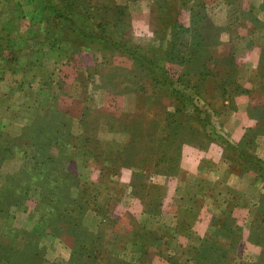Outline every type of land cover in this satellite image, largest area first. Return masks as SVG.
Returning <instances> with one entry per match:
<instances>
[{
  "label": "rangeland",
  "instance_id": "374dc122",
  "mask_svg": "<svg viewBox=\"0 0 264 264\" xmlns=\"http://www.w3.org/2000/svg\"><path fill=\"white\" fill-rule=\"evenodd\" d=\"M99 1L96 0L97 3ZM115 1L122 8L126 7L128 15L122 16L119 29L123 27L126 31L124 39L129 45L164 50L168 42L184 38L188 42L183 43L187 51L195 50L193 61L196 56V63L185 64L184 58L179 59L183 56L180 52L174 53L175 60L166 63L167 74L174 80L186 78L185 74H193L188 72L191 67L198 68L194 74L200 70V75L192 78L198 79V88L183 91L190 96V99L186 98L188 107L193 104L203 108L204 103L210 101L215 109L211 116L213 129L199 124V145L193 141L194 137L188 138L185 134L180 135L181 142L178 137L174 143L179 146V160L176 171L170 176H181L183 180L192 182L183 185L182 191L185 192L181 193L191 200L189 196L195 195L197 187L207 185L213 188L216 184L213 181L203 182L196 177L197 172L194 174L187 169L182 174L180 158L185 151L233 154L226 139L237 150L236 145L241 148V142L248 136L253 138L251 141L255 145L244 147L264 161L256 154L257 138L264 134L261 129L264 116H258L264 112V105H260L263 98L258 97L254 108L248 111L249 117L257 120V126H246L240 142H233L227 128H224L225 123L232 124L238 99L249 91L244 85L245 76H250L249 69L264 73V47H250L251 32H245L248 22L259 26L257 9L247 7L248 0ZM16 3L17 0H0V28L4 24L12 25V18L21 19L17 18L20 13ZM201 11L206 16L205 25H214L219 30L213 31L215 38L209 40L206 32L209 34L210 30L204 29V39L195 47L192 43L196 37L191 32L180 30L190 28L194 12ZM111 20L113 22L114 18L111 17ZM20 24L21 32L28 41L12 35L1 47L3 42L0 39V226L6 224L12 227L11 233L0 229V246L11 245L14 259L19 261L31 257L34 248L40 249L37 260L32 257V264L186 263L187 260L182 259L184 255L180 254L166 256L161 253L154 257L145 254L153 245H158L153 239V226H159L158 221L163 220L156 218L159 214L149 213V209L158 211L163 208L164 201L160 196L165 192L157 188L155 192L158 195H147V178L153 173L142 170L146 166L136 163L143 155L161 157L162 153L168 152L165 151L166 145L158 147L160 142L155 140L156 132L165 125V110L172 113L179 108L171 89H180V85H173L168 90L159 89V85L149 84L144 77L141 80L145 91L128 92L126 88L141 82L135 74L146 76L132 59L116 51L103 50L97 44L82 46L74 53L70 50L54 51L40 40V32H24L28 26L27 19H22ZM173 29L180 32L177 33V40ZM62 34L68 36L65 32ZM246 39L250 41L246 42ZM221 81L227 85L224 106H219L220 90L217 88V92H213ZM195 91L205 94L206 98L202 97L206 101L197 99ZM243 105L240 104L241 109ZM189 125L191 129L194 127L193 123ZM58 128L62 132L58 136L59 141L51 143L52 132ZM181 130L179 134L183 133ZM184 131L189 132L187 127H184ZM202 131L211 138L217 137L216 141L205 138ZM130 134L135 142H127ZM184 137L190 140H183ZM120 152L124 159L126 157L124 161L128 165L124 161H116ZM224 160L230 161V167L236 165L237 172L253 171L256 174L253 185L259 184L264 189L263 165L251 161L238 165L237 159ZM200 162L202 164L203 160ZM195 163L196 159L193 158L190 167L196 166ZM155 175L163 174L156 172ZM49 177L59 186L50 182ZM48 190L52 196H61L58 202L51 204L56 208L49 204L45 206L43 194ZM259 194V207L255 215L264 216V190ZM205 196L209 198L202 195L204 199L201 201L206 202L208 207L213 205V193ZM245 196V192H242V197ZM72 200L73 213L64 214L61 211L63 203L71 204ZM188 208L185 210L188 211ZM220 208L221 205L215 208L217 212L210 210L213 215L206 221L198 218L199 222L204 221L198 226L199 230L203 231L204 227L209 233L217 230L213 220L222 215ZM131 211H141V214L136 218ZM60 212L64 217H55ZM183 216L175 226L182 224L187 229L188 217ZM237 226L242 239L244 229L239 224ZM255 234L259 238L254 241L263 247L259 264H264V227L259 226ZM167 242L164 249L180 250L177 240ZM197 242L193 240L192 246ZM212 244L213 238L206 236L200 250L209 248L210 251ZM243 260L236 251L231 254L232 264H241ZM192 263L196 264L194 260Z\"/></svg>",
  "mask_w": 264,
  "mask_h": 264
},
{
  "label": "trees",
  "instance_id": "16d2710c",
  "mask_svg": "<svg viewBox=\"0 0 264 264\" xmlns=\"http://www.w3.org/2000/svg\"><path fill=\"white\" fill-rule=\"evenodd\" d=\"M16 5H18L17 7L20 13L17 18L21 19L18 20L16 18H12V25L6 26L4 24L0 28V32L5 33V35L0 34V36H2L0 39H2L1 41L3 42L1 44V47L3 45L5 46V43L10 40L9 37L12 35L17 37L16 39H23L24 41H28L26 35H23L20 29V23L22 19H27L28 26L26 28L27 30H25L24 32H32L33 30L37 31L38 33L40 32V35L42 36L40 40L46 42L51 50H70L71 53H74L82 46H92L97 44L103 50L116 51L117 53L125 55L126 57L135 61L146 76H141L140 74L136 75L134 73L135 77L138 76V79L141 82L137 86H132L134 87V89H131V86L129 88H126V91L128 92H130L131 90L145 91V85L141 80V78L144 79V77L148 79L149 84L154 83L155 85H159V89L165 88L166 90H168L171 89L173 85H180V89H171V93L175 94V97L178 101L179 108L172 113H170L168 110H165V114H167V117L163 119L165 125L159 127L160 129L156 132L157 136L155 140L158 139V142H160L158 147L162 148L166 145L165 151L168 152L162 153L161 157L143 155V157H141L136 162L141 166H146L142 170H146L153 174L159 172L165 176L172 175L176 171L179 160V146H175L174 144L177 141L178 137L179 142H181L180 135L185 134V137L188 136V138L192 136L195 138V140L193 141L197 142L199 145V132L201 126H209L211 127L210 129H213L211 116L214 115L215 109L210 101L207 102L205 100V94L199 91H195L197 99L203 100L204 102L206 101L203 108H197L196 106H193V104H191L192 107H188L186 98L190 99V96L184 94L187 88H198V79L192 78L200 75V70L197 72L198 74H194L198 68L191 67L188 72H193V74H185L186 78H178L177 80H174L170 79V76H168L167 74L168 70L166 68L167 61H172L175 58V52H180L183 55L180 56L179 59L184 58L185 64H190L192 62L196 63L197 61L196 56L194 57L193 61V55H196L195 50L187 51V48L183 43L188 42H186L184 38L178 39L177 33L183 31L191 32L196 37L194 42L192 43L195 47L200 45V43L203 41L204 34L206 32L204 29L210 30L209 34L206 32L209 40H213L215 38L213 31H217L219 29L214 25L213 27H208L205 25L204 21L206 19V16L202 11L201 13L194 12L190 28H181L180 32H177V30L173 29L175 39L178 40L176 42H168L169 44H166L164 50H159V48L143 49L140 46H131L125 41L124 38L126 36L124 34L126 33V31H124L123 27H121V29L123 30L119 28L121 26L120 21L121 18H123L122 16H127L128 14L126 12V7L122 8L121 5L117 4L115 0H100L98 3L96 2V0H28L27 2H24V0H17ZM111 17L114 18L113 22H111ZM35 23H37V25H35ZM176 23L177 21L174 22L175 28ZM115 27H117L118 29H115ZM62 32L67 33L68 36L63 35ZM9 47L11 46L9 45ZM187 52L189 54H187ZM226 87L227 85L224 83V81H221L219 82L218 87L213 89V92H217L218 89L220 90L219 95L221 98L219 99H221V102L219 106L222 104V106H224L223 102L227 97ZM122 92L125 91L122 90ZM202 96H204L205 98H203ZM203 112L206 113L201 115V113ZM193 113L195 114L193 115ZM258 113L259 112H257V114ZM168 116H171V118ZM258 116L263 117L264 112H260ZM262 120H264V118H262ZM182 121L185 122L184 125H182ZM189 123H193L194 127L192 129ZM199 124H201V126ZM62 125H64V123H62ZM159 125H161V123ZM184 127H187V130L189 132L184 131ZM261 127V129L264 130V126ZM179 129H182L181 131H183V133L179 134ZM204 131L206 132L205 128ZM52 133L54 134V136L50 139V142L52 143L54 141H59L58 136L62 133L61 129L58 128L55 132ZM203 134L207 139H212L213 141H216L217 139V137L211 138V135H207L204 132ZM132 137L133 135L130 134V138L127 142H135L136 140ZM185 137L182 139L186 141L190 140ZM252 139L253 138L245 136L243 141L241 142V148H238L240 145H236L237 150H234V144L226 139L227 146L230 149L229 151L233 154L224 153V157L228 158L229 160L237 159L238 165L244 164L245 161H251L252 163H257L264 166V161L256 158L253 153H251L247 150V148L244 147L245 145L246 147L253 145L254 142L251 141ZM34 152L36 153L35 150ZM121 153L122 152L119 153L120 155L117 154L116 161L126 160L125 156L127 155H124V159ZM124 163L128 165L126 161H124ZM233 167L234 169H236V165H233ZM48 180H50V182L54 184L55 182L57 183V181L54 180V182L51 177H49ZM58 186L59 183L56 187ZM43 198L45 200V206H48V204L50 206L52 203L54 204L58 202L61 196H52V193L50 194L48 190L47 193L43 194ZM73 201L74 200H72L71 204L70 202L65 204L63 203L61 211H64V214L70 213L72 211ZM63 202H65V199L63 200ZM51 206L54 207V205ZM62 212H60L59 215H56L55 217H64V214H61ZM72 213L73 212H71V214ZM75 218L77 219V217ZM213 223L216 224L217 230L215 229V231L207 235V237L211 236V238H213L214 245L212 244V246H210V251L209 248H206L204 251H195L193 260L196 264H231V254L233 251H236L238 242L241 239L239 228L237 225H234L232 221L227 222L226 219L223 220L221 217H216L215 220H213ZM259 226L264 227L263 215H255L253 221L251 222L250 228L251 230L257 231ZM11 228V226L6 224L0 226V229H5L7 231H10V233ZM223 231L225 232V234H227V231H229L230 234H232L234 237L229 238L228 242L226 239L222 240V237L218 238V233L221 234ZM10 236L13 237L14 235ZM0 247V262L4 264H32V257H35L37 260V256L40 253V249L34 248L33 250H31V257L28 256L26 259L19 261L14 259V252L12 251L13 247L11 245H9L8 247ZM145 254L148 255V252L146 251ZM67 264L75 263L68 262Z\"/></svg>",
  "mask_w": 264,
  "mask_h": 264
},
{
  "label": "crops",
  "instance_id": "0c3cea01",
  "mask_svg": "<svg viewBox=\"0 0 264 264\" xmlns=\"http://www.w3.org/2000/svg\"><path fill=\"white\" fill-rule=\"evenodd\" d=\"M262 2L263 0H248L247 2V7H254L257 9L256 17L260 21L259 26H253L248 22L246 28H248L249 31L248 29H246L247 31L244 29L246 33L251 32L250 39L253 42L250 41V39H246V42L250 41V47L252 48L264 47V3ZM252 36L254 38H252ZM249 74L250 76H248V74L246 75L247 77L245 76L244 81V85L249 91L246 92L245 96L238 99L237 110L234 111L231 118L232 124L228 122L224 125V128L226 127L230 133V139L233 142H240L246 126H257V120L250 118L248 115V111L254 108L255 100L258 97L261 99L263 98L260 105H264V73L251 68L249 69ZM256 82L258 84H256ZM240 104H244L243 109L240 108ZM262 110H264V106ZM261 126H264V120H261ZM256 143V154L261 159H264V134H260ZM193 158L196 159V166L201 163V160H203L202 164L197 167L194 165L193 167H190L192 166L190 164L193 162ZM223 158L225 159L222 151H216L214 154H205L198 150L195 152L185 151V153L181 155L180 166L183 170L182 174H185V169H187L194 172V174L197 172L196 177L203 180V182L213 181L216 183L213 185V188H210L207 185L197 187L195 195L189 196L191 197V200L185 197V193L181 192H185L182 191L183 185H190L192 182L183 180L181 176L177 178L152 174V176L147 178V195L151 197L158 195L155 192V189L157 188L165 192V195L160 196L163 197V208L158 211H152L149 209V213L159 214L156 218H163V220L158 221L159 226H153V239L158 245H153V247L149 249L147 256L151 255L154 257L156 254L161 253L166 256L167 254H180L181 256L184 255L182 257L184 261L187 260L184 264H194L191 259V256L194 253L193 251L199 252L204 238L211 234L205 229V227L203 228V231L199 230L198 226L202 225L204 221L208 220L209 216L211 217V215H213L210 210L216 211L215 208L221 205L222 208L220 209L222 211L219 213L222 215L220 217L223 220L226 219L227 222L232 221L234 225L239 224L243 227L242 229H244L242 239L238 242L236 253L242 260L245 259L243 262L248 261L245 264H259V262H261L263 247L257 245L254 241L259 238V236L255 234V230H251L250 225L254 219L256 209L259 207L258 201L261 196L259 193L264 189L259 187V184L253 185V182H256V174L253 171L237 172L233 166L230 167L228 165L230 164V161L226 162ZM216 167H219V170H216ZM211 192L213 193L215 202H212L213 205L208 204V207L206 206V202L201 200L204 199L203 197L209 198L205 196V194ZM242 192H245V198L242 197ZM248 192H250L249 195ZM239 195H241V197H238ZM160 197L158 196V198ZM186 208H188V211L185 210ZM190 211H193V215ZM140 214L141 211L139 213L131 211V215H135L136 218L140 216ZM184 214L188 217L190 226H185L187 229H184L182 224L178 227L175 226L182 221ZM198 218L199 220L204 218V221L202 222L201 220L199 222ZM221 237L228 242L229 238H233L234 236L230 234L229 231H227V234L223 231L221 234L218 233V238ZM169 240L170 242L177 240V244L180 243L181 246L180 250L164 249L167 247V241ZM193 240L198 241L194 246H192L191 243ZM233 253H235V251H233L232 254ZM243 262L241 264H243ZM162 264H164V261H162Z\"/></svg>",
  "mask_w": 264,
  "mask_h": 264
}]
</instances>
